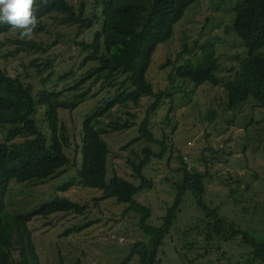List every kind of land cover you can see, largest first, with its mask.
<instances>
[{"label": "rangeland", "instance_id": "obj_1", "mask_svg": "<svg viewBox=\"0 0 264 264\" xmlns=\"http://www.w3.org/2000/svg\"><path fill=\"white\" fill-rule=\"evenodd\" d=\"M69 1L77 9L85 1L87 9H90L94 0ZM242 1L205 0L195 7L193 5L194 8H189L185 17L174 26L172 39L159 47L149 68L147 76L153 87L157 91L172 93L151 119V129L156 138L168 139V157L151 161L144 174L154 180V187L134 197L151 209L149 225L162 226L168 208L175 202L184 183L183 173L172 170L187 166L191 173L202 174L200 198L207 208L216 210L227 224H238L254 238H264V107L247 101L236 114L230 109L227 92L222 86L206 84L197 87L193 82L179 78L173 71V65L179 66L187 59L193 63L198 60L208 62L205 58L209 55L208 50L202 48L207 42L217 48L222 64L219 72L225 79L229 74L226 67L239 66L240 61L235 56L240 53L244 58L248 50L238 36L226 33L225 26L232 23L235 18L232 9ZM46 22L48 31L35 32L31 38L50 46L48 54L53 60L55 74L51 81L47 84L42 82L49 72L40 77L33 68L27 72L18 58L2 57L15 48L16 45H9L7 38L19 37L18 30L11 29L0 37V64L10 74L22 76L36 91L61 92L62 103L78 104L72 114L68 110L61 111V118L74 134L85 115L107 96L106 93L115 89L104 83L105 77L96 79L93 71L95 64H83L87 52L77 45V42L91 40L97 27L80 31L79 35V27L75 24L48 19ZM196 45L198 47L195 48ZM22 56L26 63L35 57H46L41 52ZM236 70L231 72L232 76ZM123 77L118 76L116 81H122ZM80 80L84 83L77 86ZM87 90L90 91L89 96L80 102V93ZM149 104L150 98L144 97L140 107H131L137 113L135 119L123 109L115 108L111 116L107 114L102 120L105 124L118 118L121 122L128 119L139 123ZM9 129V126L0 127V142H5ZM75 137L79 139V135ZM138 137L136 125L106 136L110 146L107 179L113 176L112 171L132 179L130 161L137 162L142 156V148L150 144L137 141ZM151 148L156 153L161 151L159 144H151ZM171 150L173 154L170 155ZM169 159H172V168L165 165ZM63 172L45 183L13 187L10 208L14 213L33 211L58 194L90 204L85 215L59 214L32 220L30 229L40 258L38 264H119L131 254L137 242H150L151 236L139 225L141 213L115 199L101 200L97 207L93 199L102 197L103 192L79 183L62 191L61 186L76 175L73 168ZM206 213L192 190H187L170 232L159 247L155 264H236L238 259L243 260L249 255L250 252L244 251L247 249L245 245L238 240L223 241L215 235L211 237L209 223L213 219L208 218ZM79 225L83 229L76 231L75 227ZM129 264H140L139 256L136 254Z\"/></svg>", "mask_w": 264, "mask_h": 264}, {"label": "trees", "instance_id": "obj_2", "mask_svg": "<svg viewBox=\"0 0 264 264\" xmlns=\"http://www.w3.org/2000/svg\"><path fill=\"white\" fill-rule=\"evenodd\" d=\"M204 1L94 0L90 9H87L85 1L77 9L69 0H38L35 11L38 25L33 33L48 31L46 19L75 24L79 27V35L84 30L97 27L91 40L77 42V45H81L87 52L83 64H95L93 71L96 79L105 77L104 83L115 91L106 93L107 96L99 100L95 108L85 115L81 124L76 126L77 131L73 134L68 123L61 118V111L68 110L72 114L78 104L62 103L61 92L42 89L36 91L22 76L10 74L0 64V127H10L7 139L0 142V264H38L40 258L30 229L34 218L87 213L89 202L81 203L60 194L30 212L14 213L10 208L14 185L45 183L60 176L68 168H73L76 175L61 186L62 191L79 183L103 192L102 197L93 199L97 207L101 200L115 199L118 203L129 204L130 209L141 213L139 225L151 236L150 242H137L131 254L119 264H129L136 254L140 264L156 263L159 247L170 232L187 190H192L199 206L207 211L208 218L213 219L209 223L213 234L211 237L215 235L223 241L238 240L247 248L244 251L250 252L243 260L238 259L236 264L264 263V238H254L238 224H227L216 210L207 208L200 198L203 189L200 181L202 174L191 173L187 166L178 170L171 169L183 173L184 183L175 202L168 208L162 226L149 225L151 209L134 199L139 192L153 189L155 182L145 176L144 171L153 159L165 160L169 147L167 137L161 140L156 138L151 129V119L161 108L165 98L172 96V93L157 91L153 87L147 76L149 68L159 47L172 39L174 26L185 17L187 10ZM233 10L235 18L225 26L226 33L238 36L248 50L244 58L240 53L235 56L240 61L239 66L226 67L229 74L225 79L219 72L222 64L217 48L207 42L202 48L204 51L208 50L209 55L205 57L208 62L198 60L193 63L187 59L179 66L173 65V71H176L179 78L193 82L197 87L206 84L222 86L227 92L230 109L237 114L247 101L264 107V0H243ZM11 29L10 25L0 24V37L8 34ZM7 40L9 45L16 46L3 54V58H18L27 72L29 68H33L40 77L49 72L42 79L44 84L52 80L55 75L54 64L48 54V44L37 42L33 38L17 37ZM37 52L46 57H35L28 60L29 64L23 60L22 54L30 56ZM235 69L236 73L232 76L231 72ZM120 75L124 76L122 81H116ZM83 83L80 80L77 86H82ZM89 93V90L80 93V102ZM144 97L150 98V104L141 122H131L128 119L121 122V118H118L105 124L102 120L107 114L111 116L115 108H120L121 111L123 109L133 119L137 118V113L131 107H140ZM134 125L138 126L139 133L136 140L150 144L142 148V156L137 162L130 161L132 179L114 171L113 176L107 179L110 146L106 136L130 129ZM75 135H79V139ZM18 138L22 140L17 141ZM151 144H159L161 151L156 153ZM169 153L171 155L173 151ZM179 154L181 155L180 152ZM171 162L172 159L167 160V168H172ZM82 229L81 225L75 227L76 231Z\"/></svg>", "mask_w": 264, "mask_h": 264}, {"label": "clouds", "instance_id": "obj_3", "mask_svg": "<svg viewBox=\"0 0 264 264\" xmlns=\"http://www.w3.org/2000/svg\"><path fill=\"white\" fill-rule=\"evenodd\" d=\"M38 0H0V24L19 31L20 39H30L38 25Z\"/></svg>", "mask_w": 264, "mask_h": 264}]
</instances>
